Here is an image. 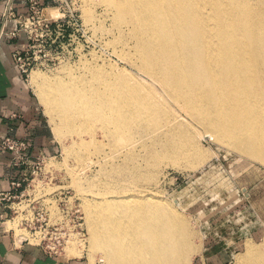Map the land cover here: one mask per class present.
<instances>
[{
    "label": "bare ground",
    "instance_id": "bare-ground-1",
    "mask_svg": "<svg viewBox=\"0 0 264 264\" xmlns=\"http://www.w3.org/2000/svg\"><path fill=\"white\" fill-rule=\"evenodd\" d=\"M103 2L113 12L120 58L153 87L141 92L128 73L111 78L98 69L80 85L49 83L36 74L30 81L47 84L39 99L55 131L79 139L69 153H100L96 130L110 147V154L102 152L108 159L102 156L98 166V185L89 187L95 198L84 199L88 244L102 253L103 264H190L195 245L188 223L145 185L163 162L183 164L192 150L178 143L194 144L189 129L198 126L264 164V0ZM133 135L141 137L138 148ZM257 246H247L234 264H264V248Z\"/></svg>",
    "mask_w": 264,
    "mask_h": 264
},
{
    "label": "rangeland",
    "instance_id": "rangeland-1",
    "mask_svg": "<svg viewBox=\"0 0 264 264\" xmlns=\"http://www.w3.org/2000/svg\"><path fill=\"white\" fill-rule=\"evenodd\" d=\"M53 6L56 7L53 8L54 11H48L50 17H59L64 12V36L58 38L57 44L45 49V56L43 52L37 54V60L28 70L27 79L51 128L56 151L52 156L44 158L40 171L32 178L24 196L17 200L19 203L14 205L11 224L18 233L22 232L31 242L38 244L41 232V222L38 219L45 217L46 221L49 218V224L58 223L66 220L64 215H68L66 218L69 219L70 216L73 217L75 210H79L84 239L79 240L77 235L71 234L65 251L70 257H84L88 264H103L102 253L91 250L88 244L84 199L89 202L94 200L92 191L95 187L90 192L89 187L98 185L95 182L99 178L98 166L103 160L102 156L110 154V147L96 130L94 139L105 147L101 148L100 153L94 152V149L78 155L69 153L66 149L79 139L76 135H61L63 133L55 131L54 123L39 99V89L43 88L44 82L40 81L35 85L30 78L36 74L44 81L48 79L49 83L64 81L63 83L80 85L81 78L90 79L93 70L98 69L105 77L111 78L120 76L123 72L128 73L135 90L141 87V92L146 87L153 86L136 67L120 58L121 44L115 43L118 32L114 27L113 12L105 6L103 0H66ZM84 8L90 13L88 16L85 15ZM139 80L140 83H136ZM185 118L181 116L184 121ZM194 128L189 130L197 138L193 140L194 144L187 143H191L193 147L197 144L195 149L184 140L177 144L180 146L182 143L180 148L183 151L192 150L191 154H187V159L182 160L184 165L180 163V166H172L163 162L162 167L154 173L157 182L154 180L145 186L169 203L188 223L189 230L193 233L189 242L195 245L190 264H234L236 256H244L247 246L255 248L258 245L257 248H264L261 245L264 243V164L220 143L212 135L209 137V133L201 126ZM83 135L86 141L90 140L86 134ZM136 136L139 135H133L130 140L138 148L141 137L138 140ZM126 143L123 141V145ZM199 149L202 151L199 152ZM199 157L201 162L195 167L187 166V161H199ZM104 159L107 160L108 157L105 156ZM84 178L87 179L86 185ZM80 182L82 184L77 188V183ZM83 186H87V193L81 192ZM84 187L82 190L86 189ZM64 223L68 227L73 225L72 221ZM34 230L39 231L36 238L33 237Z\"/></svg>",
    "mask_w": 264,
    "mask_h": 264
},
{
    "label": "crops",
    "instance_id": "crops-1",
    "mask_svg": "<svg viewBox=\"0 0 264 264\" xmlns=\"http://www.w3.org/2000/svg\"><path fill=\"white\" fill-rule=\"evenodd\" d=\"M8 3L16 12L25 11L24 0H0V192L7 191L10 180L17 176V170L10 165V153L1 149L5 137L25 141L33 156L47 158L56 151L41 105L14 60V53L26 43V37L12 34L17 24L15 19L5 18ZM13 208L14 204L0 202V264H88L84 257H70L67 253L59 257L47 255L37 243L13 228Z\"/></svg>",
    "mask_w": 264,
    "mask_h": 264
},
{
    "label": "built area",
    "instance_id": "built-area-1",
    "mask_svg": "<svg viewBox=\"0 0 264 264\" xmlns=\"http://www.w3.org/2000/svg\"><path fill=\"white\" fill-rule=\"evenodd\" d=\"M64 1L66 0H24V12H16L11 3L7 4L5 18L15 19L17 24V29L12 34H23L26 37V43L14 53L17 67L26 78L28 70L37 60V54L43 52L45 56V49L57 44L58 38L64 36V12L54 18L48 14L50 9L56 8L53 4H61ZM1 149L10 153V165L17 170V176L10 180L7 191L0 192V202L15 205L19 203L17 200L24 196L32 178L40 171L44 158L33 156L28 144L14 137H5L1 142ZM63 217L66 220L52 224H49V218L47 221L45 217L38 219L41 222L38 245L49 256L59 257L66 254L65 246L71 234L77 235L79 240L84 239L85 233L79 210H75V214L69 219L66 218L68 215ZM65 221H72L73 225L68 227ZM37 232L39 231L34 230L33 237H37Z\"/></svg>",
    "mask_w": 264,
    "mask_h": 264
}]
</instances>
